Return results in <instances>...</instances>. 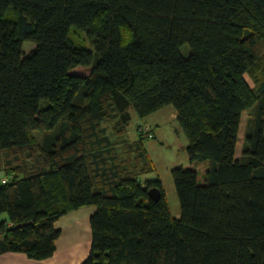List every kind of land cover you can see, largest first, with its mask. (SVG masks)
<instances>
[{
    "label": "trees",
    "instance_id": "1",
    "mask_svg": "<svg viewBox=\"0 0 264 264\" xmlns=\"http://www.w3.org/2000/svg\"><path fill=\"white\" fill-rule=\"evenodd\" d=\"M169 105L178 217L142 126L125 137ZM0 175V254L51 257L95 206L81 264H264V0H0Z\"/></svg>",
    "mask_w": 264,
    "mask_h": 264
},
{
    "label": "rangeland",
    "instance_id": "2",
    "mask_svg": "<svg viewBox=\"0 0 264 264\" xmlns=\"http://www.w3.org/2000/svg\"><path fill=\"white\" fill-rule=\"evenodd\" d=\"M70 35L77 42L88 48H92L90 40L87 38L84 31L75 27L71 29ZM33 46V43L26 41L24 48ZM190 47L188 44L182 46V52L187 55ZM73 72L83 73L84 75L90 72V67L79 65L73 69ZM132 119L125 132V137L131 141L137 138V127L143 125L154 129L155 137H146L143 133L145 147L154 162L157 172L146 174L145 178L160 177L163 181L166 196L169 201L171 212L174 216L178 217L181 212L180 201L174 185L171 170L174 167L186 165L189 163V154L187 146L189 140L179 124L177 118L174 117V109L172 106H166L159 111L150 114L147 117H140L134 109H131ZM248 112L243 115L242 133L238 143V153L241 152V147L244 138V131ZM112 128L109 127V130Z\"/></svg>",
    "mask_w": 264,
    "mask_h": 264
},
{
    "label": "crops",
    "instance_id": "3",
    "mask_svg": "<svg viewBox=\"0 0 264 264\" xmlns=\"http://www.w3.org/2000/svg\"><path fill=\"white\" fill-rule=\"evenodd\" d=\"M174 117H177L176 112ZM2 178L0 175V182ZM95 210V206H83L57 220L56 227L60 228L61 234L56 240V250L51 257L37 260L23 252L10 251L0 254V264H81L91 251V217Z\"/></svg>",
    "mask_w": 264,
    "mask_h": 264
},
{
    "label": "water",
    "instance_id": "4",
    "mask_svg": "<svg viewBox=\"0 0 264 264\" xmlns=\"http://www.w3.org/2000/svg\"><path fill=\"white\" fill-rule=\"evenodd\" d=\"M148 193L149 196L154 200H159L161 197V192L157 188H151Z\"/></svg>",
    "mask_w": 264,
    "mask_h": 264
},
{
    "label": "built area",
    "instance_id": "5",
    "mask_svg": "<svg viewBox=\"0 0 264 264\" xmlns=\"http://www.w3.org/2000/svg\"><path fill=\"white\" fill-rule=\"evenodd\" d=\"M141 130L146 137H153L154 136L152 129L149 128L148 126H145V127L142 126Z\"/></svg>",
    "mask_w": 264,
    "mask_h": 264
},
{
    "label": "clouds",
    "instance_id": "6",
    "mask_svg": "<svg viewBox=\"0 0 264 264\" xmlns=\"http://www.w3.org/2000/svg\"><path fill=\"white\" fill-rule=\"evenodd\" d=\"M141 126H143V125H141ZM153 137H155V133H154V136ZM153 137H150V138H153Z\"/></svg>",
    "mask_w": 264,
    "mask_h": 264
}]
</instances>
